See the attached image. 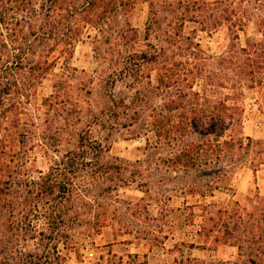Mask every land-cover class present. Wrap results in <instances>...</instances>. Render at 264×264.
<instances>
[{"label": "trees", "instance_id": "1", "mask_svg": "<svg viewBox=\"0 0 264 264\" xmlns=\"http://www.w3.org/2000/svg\"><path fill=\"white\" fill-rule=\"evenodd\" d=\"M130 1L0 0V264H53L59 243H78L73 229L82 224H97L81 210L75 216L81 223L75 224L72 210H77L76 203L92 208L91 199L95 197L89 185L81 188L78 181L110 180L112 168L102 162L98 164L100 168L93 170H85L81 165L91 151L110 150L107 140L115 131L130 128L142 119V109L134 100L142 101V90H137L129 102L113 92L116 82L130 75L138 82H151L152 72L156 71V87L171 89L164 106L152 108L148 115L146 132H154L155 144L151 145L148 139L147 149L154 153L168 148V169L198 173L205 187L193 183V190L202 196L214 195L220 180L237 164L235 161L242 160L237 155L263 143L243 132V108L236 101L238 93L219 94L218 85L213 82L217 76L207 74L202 67L200 44L190 36L183 37L182 32L189 20L199 22L201 30L207 32L228 24L233 39L239 42L240 32L254 22L261 37H249L244 45L239 43L235 50H226L222 62L227 70L232 67L243 76L248 88L258 89L264 96V0H147L150 13L146 34L154 33L157 39L148 43L139 39L136 27L110 29L115 14L131 9ZM166 15H172V19L165 23ZM85 38H92L95 43L106 89L102 106H95L90 88L77 93L74 89L75 76L71 72L75 73L77 68L68 60L77 43ZM110 53L117 57L114 61H109ZM183 55H189L186 60L190 63L193 55L192 68L181 58ZM62 57L65 71L54 82L52 94L42 102L43 122L24 121L25 103L55 71ZM198 78L204 80L201 90L194 88ZM179 109L183 111L175 113ZM72 128L78 130V151L82 155L54 158V164L48 170H39L37 177L22 172L20 160L30 155H24L17 146L59 145ZM50 130L53 134H49ZM263 152L264 149L259 153ZM255 160L264 163V155L250 162ZM145 162L147 159H139L135 164ZM138 178L121 180L127 183ZM235 206L240 207L238 200ZM239 209L233 215L226 207H220L218 218L211 216L212 224L205 225L204 232L215 233L218 244L237 245L241 249L242 237L235 234L242 223ZM224 215H228L227 220ZM248 233L249 244H256L259 250L261 233L257 234L254 225ZM29 239L35 241L34 249L27 250L20 244ZM250 261L255 262L252 258Z\"/></svg>", "mask_w": 264, "mask_h": 264}, {"label": "rangeland", "instance_id": "2", "mask_svg": "<svg viewBox=\"0 0 264 264\" xmlns=\"http://www.w3.org/2000/svg\"><path fill=\"white\" fill-rule=\"evenodd\" d=\"M130 2V10L119 11L112 17L110 29L133 26L139 30L142 42H156L154 33L146 34L149 1ZM171 19L172 15H166L163 21L166 23ZM257 29V25L250 22L240 32L241 39L238 42L233 39L228 24L207 32L201 30L199 22L189 20L183 27L182 36H190L200 44L199 49L203 50L200 52L203 56L200 59L202 67H205L207 74L217 76V81L214 79L213 82L218 85L216 89L219 94L224 96L227 92L238 93L236 101L243 108L240 116L243 132L263 143L237 155L242 160L235 161L237 164L231 168L227 177L220 180V186L214 191V195L204 197L193 190V183L202 189L205 187V181L199 179L198 173L191 171L186 174L179 169H168L165 164L168 148L157 149L154 153L147 149L148 139L151 145L155 144L154 132H146L148 115L152 108L164 106L171 89L156 87V71L152 72L151 82H138L132 75L123 81H117L113 88L114 95L128 102L134 99L137 90H142V101L134 99L135 104L142 109V119L130 128L120 129L109 136L107 142L111 144L110 150L101 153L91 151L88 160L81 161V167L85 170L96 169L99 162L107 164L112 168L109 175L111 179L78 181L81 188L89 185L91 192H95V197L91 199L92 208L76 203L77 210H72L75 224L77 226L81 223L75 218L76 212L80 210L97 224H82L73 229L72 233L79 239L78 243H59L53 264H141L145 261L146 264H264V163L257 160L250 162L252 158L264 155V152L259 153L264 149V96L258 89L248 88L243 76L232 70V67L227 70L225 62H222V57L227 54L226 50H235L239 43L244 45L249 37H261ZM184 40L187 41L186 38ZM107 56L109 61L117 58L113 53ZM181 58L189 59V55ZM192 58L193 55L191 63L186 60L189 68L193 67ZM63 61L64 57L25 103L22 114L24 121L43 122L41 105L44 98L52 94L54 82L64 73ZM68 63L77 68L75 73L71 72L75 76L73 84L76 93L77 90L90 88L95 106H102L106 89L93 39L79 41ZM203 81L198 78L194 88L201 90ZM182 111L183 109H179L175 113L180 114ZM76 129H69L59 145L30 143L17 146L24 155H30L26 159V156L19 159L22 172L25 170L27 174L37 177L39 170H48L54 164V158L59 160L66 154L73 157L82 155L78 151ZM230 129L231 126L228 127L229 132ZM48 132L53 134V130ZM215 138L223 140L221 137ZM139 159H147V162L135 164ZM136 176L139 177L137 181L124 183L121 180ZM146 181L149 184H145ZM236 200L240 202V207L235 206ZM220 207H226L233 215L236 208H240L238 211L242 223L235 234L242 237L244 245L241 249L237 245L218 244L214 239L215 233L204 232V226L210 227L212 224L209 218H218L217 211ZM225 217L227 220L228 215H224ZM252 225L257 234L261 233L262 236L257 244L260 245L259 250L256 249V244L250 245L247 240L248 230ZM20 244L27 250L35 248V241L31 239L22 240ZM135 254L138 255L137 258L134 257ZM251 258L255 260L254 263L250 261Z\"/></svg>", "mask_w": 264, "mask_h": 264}]
</instances>
